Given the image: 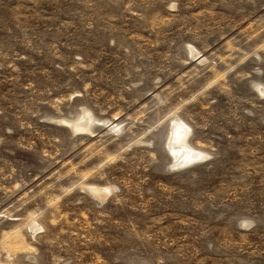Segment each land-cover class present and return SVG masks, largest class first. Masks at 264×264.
Instances as JSON below:
<instances>
[{
  "label": "rangeland",
  "instance_id": "374dc122",
  "mask_svg": "<svg viewBox=\"0 0 264 264\" xmlns=\"http://www.w3.org/2000/svg\"><path fill=\"white\" fill-rule=\"evenodd\" d=\"M0 264H264V0H0Z\"/></svg>",
  "mask_w": 264,
  "mask_h": 264
},
{
  "label": "bare ground",
  "instance_id": "6f19581e",
  "mask_svg": "<svg viewBox=\"0 0 264 264\" xmlns=\"http://www.w3.org/2000/svg\"><path fill=\"white\" fill-rule=\"evenodd\" d=\"M177 124H178V123H177ZM180 124H181V123H180ZM174 125H175V124H174ZM178 125H179V124H178ZM72 126L75 127V126H77V124H76V125H75V124H72ZM175 126L177 127V125H175ZM175 126H173V127H175ZM176 127H175V128H176ZM177 129H178V128H177ZM174 131L176 132V130H174ZM175 134H176V133H175ZM176 137H178V136L176 135ZM180 137H181V136H180ZM184 141H185V138H184ZM184 148H185V147H184ZM174 152H175V151H174ZM184 159H185V158H184ZM182 162H183V161H182ZM93 190H94V189H93ZM93 192H95V194H99V195L101 194V193H100V189H95Z\"/></svg>",
  "mask_w": 264,
  "mask_h": 264
},
{
  "label": "water",
  "instance_id": "95a60500",
  "mask_svg": "<svg viewBox=\"0 0 264 264\" xmlns=\"http://www.w3.org/2000/svg\"><path fill=\"white\" fill-rule=\"evenodd\" d=\"M191 160H193V159H185V160H183V162H180L179 164H181V165H185V164H187V163H189V161H191Z\"/></svg>",
  "mask_w": 264,
  "mask_h": 264
}]
</instances>
